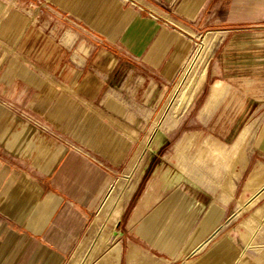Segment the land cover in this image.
I'll return each mask as SVG.
<instances>
[{"label":"crops","instance_id":"crops-1","mask_svg":"<svg viewBox=\"0 0 264 264\" xmlns=\"http://www.w3.org/2000/svg\"><path fill=\"white\" fill-rule=\"evenodd\" d=\"M135 1L0 0V53L10 54L0 66V264L65 263L120 163L109 152L120 123L151 116L194 33H222L211 75L227 91L212 116L238 93L254 101L241 86H259L264 104V0ZM96 128L114 133L102 143L108 152L94 146ZM212 132L228 140L227 130ZM196 213L160 205L142 234L163 248L162 218ZM241 255L224 236L183 264H237Z\"/></svg>","mask_w":264,"mask_h":264},{"label":"rangeland","instance_id":"rangeland-1","mask_svg":"<svg viewBox=\"0 0 264 264\" xmlns=\"http://www.w3.org/2000/svg\"><path fill=\"white\" fill-rule=\"evenodd\" d=\"M126 1L138 5L135 0ZM207 33V44L213 41V48L202 64L204 54L200 44ZM194 35L185 60L188 59L162 101L152 109L151 116L141 118L135 125L120 123L119 148L109 151L120 163L74 245L76 248L80 242L84 243L81 260L102 230L113 229L115 237L91 262L96 263L107 249L118 245V264H183L188 257L203 253L225 236L242 252L237 264H264V260H256L264 252V155L255 148L264 146V104L256 99L260 98V87H237L253 92L254 101L244 102V96L238 93V102L218 105L212 116L213 101L227 91L211 75L222 33L211 28ZM9 55L0 53V66ZM181 76L183 80L179 83ZM193 78L196 80L188 89ZM185 93L187 101L175 112L173 105ZM79 107L87 108L84 103ZM199 111L206 117L199 116ZM213 129L227 130L221 136L228 140L221 139ZM114 136L110 130L96 128L94 146L108 152L102 143L110 142ZM114 187L113 199L103 209L101 204ZM165 204L193 207L197 213L191 217L166 214L162 218L156 228L160 230L158 238L166 248L163 249L142 233L150 224L153 210ZM111 210L113 213L109 215ZM212 213L217 217L210 226L208 216ZM250 238L253 245L261 246L251 247ZM134 245L137 247L133 248ZM173 245L179 254L175 261H172L175 253L170 254ZM72 250L64 264H69Z\"/></svg>","mask_w":264,"mask_h":264},{"label":"bare ground","instance_id":"bare-ground-1","mask_svg":"<svg viewBox=\"0 0 264 264\" xmlns=\"http://www.w3.org/2000/svg\"><path fill=\"white\" fill-rule=\"evenodd\" d=\"M220 35V34H219ZM219 37V36H218ZM209 38L208 36V33L206 35L203 36V39H202V42L200 44V50L203 52L202 55L204 54V58H203V61H202V64H205V61H206V57L207 55L209 54L210 50L213 48V41H210L208 44H207V39ZM215 39V38H213ZM199 53V52H198ZM194 59V58H193ZM201 61V60H200ZM187 74V72H184L183 73V76H185ZM183 76H181V79L179 81V83L182 82L183 80ZM196 78V77H195ZM195 78H193L192 81H190V85H188V89L191 88V86L194 84L195 82ZM178 90V87H176V90L173 92L172 94V98H174V96L176 95V91ZM188 99V94H184L182 97H181V100L179 103H176L173 105V108L175 110V112H179V110L181 109V106L187 101ZM174 118V117H173ZM144 147V146H142ZM147 147V146H145ZM150 148V147H149ZM236 162V161H235ZM137 166V164H136ZM233 167V166H232ZM264 176V175H263ZM226 179V178H225ZM225 185V184H224ZM130 188V187H129ZM112 192L106 197V199L102 202V208L105 209L109 206V203L112 201V193L114 191H116V188L114 187L113 189H111ZM118 197V196H117ZM254 198V197H253ZM246 203V202H245ZM115 205H117L115 203ZM245 205V204H244ZM243 206V205H242ZM115 207V206H114ZM242 208V207H241ZM113 210V209H112ZM109 211V215L112 214L113 212ZM216 212V211H215ZM217 217V214H214L212 213L211 215L208 216L209 218V221L210 223H208L210 226H213L214 223H215V219ZM109 219V218H108ZM206 222V221H205ZM203 225V224H202ZM209 226V228H210ZM103 227V226H102ZM203 232V231H202ZM116 235V231H114L113 229H104L101 231V233L98 234V237L94 240L93 242V245L90 247V249H88V251L86 252L85 254V257L81 260V252L83 250V245L84 243L83 242H80L78 244V246L72 250V256L70 258V262L69 264H118V259H119V247L118 245H113L111 246L109 249H107L108 251L105 253L104 251V255L96 262V263H93L91 262L92 259L103 249V248H106L110 242V240H112ZM197 237V236H196ZM195 239V236L193 237L192 241ZM248 244L251 246V247H259L261 245H253L250 241H251V238L248 239ZM79 241V240H78ZM113 243V242H112ZM111 243V245H112ZM203 243V242H202ZM145 259V257H144ZM156 262V261H155ZM144 264V263H143ZM160 264V263H159Z\"/></svg>","mask_w":264,"mask_h":264}]
</instances>
